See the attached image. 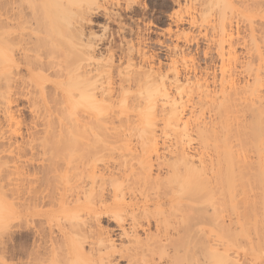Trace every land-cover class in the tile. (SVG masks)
I'll list each match as a JSON object with an SVG mask.
<instances>
[{"label":"rangeland","instance_id":"obj_1","mask_svg":"<svg viewBox=\"0 0 264 264\" xmlns=\"http://www.w3.org/2000/svg\"><path fill=\"white\" fill-rule=\"evenodd\" d=\"M36 5L39 0H0V12L3 18L7 13L13 18L17 12L15 8H19L31 20ZM47 10L59 21L57 30L61 48L51 50L48 47L42 53H48L52 60H60L71 67L97 68L98 86L115 92V96L113 102L100 100L96 120L84 129L80 127L72 148L61 153L51 149L39 151L35 164L30 167H22L13 156L19 148H26L23 149L25 153H30L32 147L25 146L32 141V134L36 140L43 139L46 109H55L53 89L48 86L43 90L46 101L42 102L29 84L22 86L25 89L23 94L13 95L16 98L12 105L16 120L5 119L0 112V132L3 133L0 142L6 149L0 157L7 162L0 166L4 179L0 184V264H19L21 255L24 262H28L32 251L43 254L46 246L41 249V245L44 246L42 241H48L41 237L45 228L47 236L52 231L53 238L62 239L60 229L49 226L43 216L34 217L33 223L29 220L27 225L21 224L24 228L20 226L15 217L19 200L12 188L16 189L21 171L38 180L35 185L40 184L37 188L43 197L51 195L56 198L63 188L68 189L66 198L71 205L67 203V206H73L78 193L80 203L92 210L91 215L96 211L102 213L100 221L96 222L95 218L82 212V220L91 223L94 229L113 230L119 247L131 248L135 245L134 240L144 243V259L141 256L134 260L125 258L115 261L117 264H158L162 253L155 242L159 237L175 232L180 236L188 235L184 233L186 231L191 232L190 236L200 235V229L206 228L200 221L207 217L225 219L223 226L212 225L215 230L212 237L229 247L230 254L253 250L258 264H264V224L259 221L264 220V137L257 140L250 137L254 142L248 136L245 144V139L236 133L239 128L232 135L225 136L227 131L220 129L228 123L221 121L219 110L214 106L215 101L223 102L227 94L237 92L236 99L241 104L237 101L235 104L241 106L238 110L244 111L246 104L242 100L244 96L245 99L254 97L257 73L263 80L262 89L264 87V0H49ZM222 24L226 26V33L222 31ZM30 27L29 23L18 29L10 28L17 31L15 44L20 36L36 42V36H27ZM37 36L49 39L46 33ZM24 48L11 44L7 53L14 61L7 59L5 53L0 66L16 62L18 67H13L11 77L29 82L26 69L37 55ZM130 75L145 82V88L141 92L131 89L121 94V79ZM163 87L168 89L170 102H159L155 107L150 105L149 96ZM6 91L3 84L1 92ZM30 91L32 95H28ZM232 96L235 98V94ZM4 98L5 95L0 98L1 103ZM172 101L179 104L182 117L179 126L170 124L169 118L162 116L163 111L173 106ZM86 102L89 104L70 112L72 116L67 120L66 128L72 130L76 127L75 122L85 116L82 115L85 110H93L91 102ZM239 111L236 116L241 118L244 114ZM249 113L245 110L248 117L242 118L252 120ZM236 116L239 122L240 118ZM216 120L222 122V128L221 122ZM37 122L44 126H37ZM214 122L217 126H213L216 125ZM246 122L248 126L249 122ZM231 123L235 127L242 124ZM212 127H217L216 133L226 134L220 132L216 135L211 130L214 137L209 134L206 138L201 136V128L209 131ZM234 134H238L237 138ZM11 136L13 140L10 141ZM240 142L242 148L237 146ZM228 144L233 149H228ZM235 146L240 149V154ZM224 148L231 153L234 151L235 157L229 155L230 151L227 154ZM178 149L186 151L190 165L179 164L175 155ZM243 160L247 161L245 164L258 163L260 166L256 170L255 165L253 169ZM207 163L215 164L214 168ZM6 189H12L11 195ZM48 196L36 202L41 213L50 212L57 203L50 196V200L44 203ZM50 201L55 202L51 205ZM136 202L141 205L146 202L147 206L124 211L125 205ZM5 205L9 212L6 222L2 218H5L2 210ZM121 206L120 211L115 209ZM116 215L120 216L119 220L128 232L136 228L137 239L132 233L119 239V221L112 218ZM241 216L257 219H249L246 226H252L238 234L231 223ZM175 239L174 245L180 256L184 255L185 248L188 250L194 245L190 246L187 237ZM84 246L89 250L86 252H90L91 245L86 243Z\"/></svg>","mask_w":264,"mask_h":264},{"label":"bare ground","instance_id":"obj_2","mask_svg":"<svg viewBox=\"0 0 264 264\" xmlns=\"http://www.w3.org/2000/svg\"><path fill=\"white\" fill-rule=\"evenodd\" d=\"M17 3L14 4L17 5ZM48 3L49 0H39V5H36V8L32 10L31 20L28 18V15H24L23 11H20L19 8H15L17 12L15 13L13 18L10 15V13L4 14V18H3V15L0 12V59H3L2 55H4L7 52H10L11 44L15 46L23 45L25 46L24 48L25 50H29L37 55L35 57V60L30 64H28L30 67L26 69L27 74L29 75L28 77L29 82L22 79L16 80L15 78L11 77L13 67L15 68L18 67L16 62H9L10 66H6V67L5 65L4 66L2 65V67L0 66V98L2 99L5 95L3 102L1 103L0 101V112L3 113L5 119L7 118L11 121L16 120L15 112L13 111V106H12L14 103H16L15 101L16 98H13V95L23 94V91L25 89L22 86L27 87V85L29 84L28 87L31 86L33 88L32 91L39 94V98L42 102L46 101L43 91L44 89L50 86L54 92L53 102H55L54 103L55 109L53 110L50 107H47L46 109L45 114L47 117V121L45 124L46 129L42 133L43 139H38L41 141L37 143L38 140H36V137H34L35 134H32L33 137L32 141L26 143L25 146V147H32L30 148V153L28 154L25 153L23 149L26 148H19L14 153L13 160H15L16 162H21L22 167L25 166L30 167L31 165H34L37 159L36 155L38 154L39 151L45 152L47 149H51L58 153H61L63 150L72 148L75 143V136L78 135L80 131V127L84 129L87 126H89V124L91 123L93 124V122L96 120V112L100 100L101 99L109 100L110 102H113L112 100L115 96V92H111L104 87L100 88L98 86L96 80L97 78L96 73L99 72V70L97 68L87 69L86 67H83L81 65L80 66L76 65L75 67H71L69 65H65L64 62L60 60H56V61L52 60L51 56H49L48 53L45 54L42 53L44 51H47L48 47H50L51 50H57L61 48V42L58 39V36H60V32L59 30H57V25L59 21L57 18H55V15L51 13V11L47 10ZM1 7H3V3L1 4ZM5 7L4 10L7 11V8ZM48 22H50V30L48 29ZM29 23L31 24L30 35L27 36L28 37L32 35L36 36L35 37L37 38L36 42H30V39L24 40L26 37L23 38L22 36H20L19 40L15 44L14 38L17 34V31L10 30V28L12 27L14 29H18L21 25L23 24L26 25ZM25 30L26 28H24V31ZM222 31L226 33L225 24L224 25L222 24ZM42 33L49 34V39L47 40L42 36H37L38 34H42ZM28 44H32V46L28 47ZM67 49L68 47L65 48L66 51ZM7 59L10 60L12 59L9 53H7ZM47 72L48 74H46ZM255 80H256L255 94L252 95L254 97L252 99L249 98L247 99L246 97L245 99L244 96L243 98L244 100H242L246 104L245 109L242 106L244 111L242 109H239L242 110L239 111L238 108L239 107L241 108V106L235 104L236 101H237L236 103L241 104V101L239 102L238 98L236 99V96L239 95L237 92L233 93L235 94V98L234 96H232L233 94L231 93L232 95L227 94V96L224 97L223 102L215 101L216 103H214V106L217 107V109L219 110L218 117L225 120L223 121L221 119V121L225 122V124L226 122L228 123L226 126H223L225 128L224 129L221 127L222 122L220 120H216V122L219 121L221 122V123L219 122L220 128H222L220 130L221 131L224 130L223 132L227 131V135H225L226 133L223 134L220 131L221 134L225 136H230L233 133H235V130H238L239 128V130L236 133H238L239 136H241V139H245L244 140L245 144L250 137H254V139L256 138L255 140H257L258 137L259 139L264 137V87L262 89L261 83L263 82V80L259 76V73L256 74ZM3 84H5V88L7 89L5 93L1 92ZM120 87H121L120 89L121 94L125 93V91L127 92L131 91V89H135V91L141 92L145 88V82L140 80L139 77L137 76L130 75L126 78L121 79ZM177 88L179 87L177 86ZM32 91L27 92L28 95H32ZM121 94L120 96H122ZM138 95L140 94L138 93ZM138 95L135 94V97L137 96L136 98H140L138 97ZM156 97L158 98L156 99ZM149 99L151 101L150 105L154 107L157 106L159 102L162 103L165 102V104H168L170 102V95L168 89L163 87L161 89L155 90L149 96ZM86 100L91 102L90 105L93 107V110H85V112H83L82 114L85 116L79 119L77 122H75L76 123L75 128H73L72 130L66 128L67 125L66 123L68 122L67 120H71L70 117L72 115L70 114V112H75L76 110L83 108L88 103L86 102ZM239 100H241V98H239ZM135 101L136 99L134 100V102ZM172 104L173 106H170L169 110L163 111L162 116H167L169 118L170 124L177 123L179 126L180 123L182 122L181 112L178 111L179 104H177L175 101H172ZM216 104H219L218 105L219 108L218 106H216ZM234 104L238 105L236 107L237 110L235 111H234V107H235ZM245 110L250 112L249 114L253 118L252 120L249 121V119L247 118L243 119L245 116L248 117V115L245 114ZM236 111L237 112L239 111V114L241 115L244 114L242 115L243 118L236 116L237 115ZM235 116L240 118L239 122L242 119L245 120V122L246 120H248L249 122V124H247L248 126H246L245 122L242 123L243 120L242 122L239 123L238 119L235 118ZM40 117L42 118V116ZM234 119L237 120L236 121L237 123L239 124L242 123L241 125L243 126V128H240L242 127L241 125L237 127L238 124H236V127L235 124H233L234 125L233 126L231 122L233 121V123H236L234 122L235 121ZM42 120H44V118ZM251 121L252 123H250ZM216 122H214L216 125L213 126H217ZM35 124L37 126H44L39 122ZM36 125H34L35 129H37ZM234 127L235 129L233 130ZM216 128L217 127H215V129H213V127L212 129L209 128V131L207 130V128L205 129L201 128L202 130H200V134L202 137L205 138L208 137V134L211 135L210 137H212L213 134H211L210 132L211 130H214L212 131V133L216 135L220 133V132L216 133L217 130ZM238 134L237 135L234 134L233 136L236 135L235 137L237 138ZM14 135L17 136L18 134L15 133ZM0 136H3L2 132H0ZM245 136L246 138H243ZM247 138L248 140H246ZM254 139L250 138L251 141L253 140L254 142H256ZM11 140H13V136L10 137V141ZM239 141L242 142V140L240 139ZM241 142L240 145L237 144V146L238 147L241 146L242 148ZM228 145L230 147H228ZM228 145L227 148L230 149L232 146L230 144ZM222 146L223 145H221V147ZM221 147L219 149H221ZM227 148L226 149L224 148L227 154L230 151L229 155L230 154L235 155L234 151L233 153H231V150H228ZM237 148L236 150H239V154H240V149ZM175 152H176L175 155H177L179 159L180 165H184V166L190 165L189 158H187L188 156L184 149L183 150L178 149L175 150ZM4 153H6L5 144L0 142V155ZM234 155L232 157H235ZM240 162H242V160ZM243 162L245 164L247 161L243 160ZM5 163L7 162H4L3 159L0 157V166L5 165ZM64 164L67 163L64 161ZM210 164L211 163L209 164L207 163L206 165L208 166ZM248 164L251 165L253 169L256 168V170L260 166L258 163L250 164V162H248L245 165L249 166ZM255 165L257 166L255 167ZM213 166H215V164H213ZM213 166L212 164L210 165L212 169L214 168ZM32 176L33 175L31 174L28 177L27 173L21 171V176L20 178L17 179V183L15 185L16 189L12 188L14 189L13 192L15 193L17 192L16 198H18L19 200L18 203L19 206L15 207L17 208V210L15 211L16 215L15 214L14 215L15 217H17V219H19L20 226L21 224L27 225L26 223L29 220L31 221V222L29 221L30 223H33L32 221L33 220L35 221V219L33 218L36 216L38 217L43 216L46 222L49 224V226L55 225L60 229V231L62 232V239L56 240L55 238H53L55 235H53L52 231L51 233L53 236H51V233L49 234V236H47L46 233L48 231H45L46 228L44 229V231L40 229L42 230V232H44L42 233L41 231H39L42 233L41 236L43 238L42 240L48 239L47 243L45 241L47 245L44 243V241H42V244H44V246L43 245H41L42 247L40 246L41 249L46 246V248L42 250L45 252L44 253L42 252L43 254L40 255L39 253L40 251L37 250L38 254L37 251H35L36 253L32 251L33 253L31 252L32 254H29L30 257L28 259V262H24V259L21 255V258L19 259L20 260L19 264H117L115 261H118L120 259L126 258L128 260H134L139 256H141L142 259L145 258L144 255L145 249L143 242L139 240H134L135 247L132 246L133 248L124 247V246L119 247L116 244L115 234L113 230H105L101 227H97V228L95 227L96 229H94L91 223L89 225L88 222L83 221L82 220L83 216L81 214L82 212L88 213L90 216L96 219V222L100 221L101 219L100 214L102 213H97L96 211L93 215H91L92 210L88 205H85L84 203L82 204L80 203L81 197L79 196L78 193H77L78 198L72 195L76 197L74 198L75 201L72 199L74 203L76 202L75 205L73 206H67L68 205L67 203L70 202L66 198L69 192L68 189L66 190L63 188V192L58 194L59 196L57 195L56 198L55 196L52 198L51 195H49L51 199L55 198L56 199L55 201H57V203L54 204L55 206L53 205L54 209H52L50 212L41 213V211L37 210L36 208L37 206L36 202L37 200L39 201L42 199L44 200V198H46L48 195H46V197H43V194L41 193L42 191L40 192L39 188H37V186H39L40 184L35 185L36 182L38 183V180L36 178H32ZM2 183H4V179L0 173V184ZM7 187L8 186H6V188ZM2 189H5L4 186H2ZM12 189L9 190L12 191ZM5 191L8 192L9 195H11L10 191H8L7 189ZM5 191L2 190V193L3 192L5 193ZM4 193L3 195H5L6 197V193L5 194ZM49 196H48V200H46L45 202L43 201L44 203H47V201L50 200ZM38 197L39 198L41 197V199H39ZM54 202H51L50 204L52 205ZM69 205L71 204L69 203ZM143 206L146 207L147 203L144 202L142 203V205L140 202L129 203L125 205L123 209L124 211L127 210L131 212L134 211L135 209L138 210ZM6 207L7 205H5L4 207L5 209L2 208V210L5 211L3 212V214H5V218L2 216L5 222L8 221L6 215L7 213H9ZM110 208L111 207L107 208V210ZM115 209L120 211L122 209V206L117 207ZM112 218L119 221L117 225L120 231L118 234L119 239L127 238L131 233L132 236L137 239V235H136L137 230L135 227H133V231L130 233L124 227L123 223L121 222L122 220H119L120 219L119 215H116V217L112 216ZM249 219H257V218L241 216V218L240 217L236 218V221L232 222L231 225L234 226L238 234H241V232L248 230L249 227L252 226V225L246 226L247 224L250 223ZM197 220L199 221L200 219L197 218ZM64 221L67 222L69 221V224L65 222L67 223L68 228H66L65 223H63ZM202 221L206 225V228L200 229V235H197L198 237L190 236L191 232L189 231L184 232L185 234H188L184 236H180L179 232L178 233L175 232L173 234L165 233L164 235L159 237V239L155 242L159 245L158 247L160 248V253H162L160 262L158 264H183V263L184 264H258L257 255L253 250H247L243 252V254L242 253L230 254L229 252L231 251V249H229V247L227 248L225 247V245L219 244L217 240L213 239L212 235L213 233H215V230L212 228V225L223 226L225 225L226 222L225 219L219 220V217H207V218H203L200 222ZM259 221L261 224H264V220L259 219ZM43 222L45 223L44 220ZM97 226H99V223ZM6 228H8V225ZM39 235L41 234L39 233ZM175 237L178 240L181 237L183 238L187 237V239L189 238L187 240L188 243L191 242L190 246L192 247V244L194 245L192 248H189L188 250L185 248V250H183L184 255L180 256L179 249L177 248L176 245H174V242H176ZM183 241H185V239ZM86 243H88L89 246L91 245V247L88 248L90 249V252H86L89 251L85 249L84 245ZM183 246L185 247V244Z\"/></svg>","mask_w":264,"mask_h":264}]
</instances>
